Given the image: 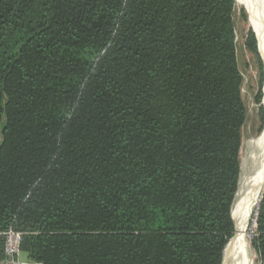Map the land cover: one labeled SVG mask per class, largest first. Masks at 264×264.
Returning <instances> with one entry per match:
<instances>
[{
	"label": "trees",
	"instance_id": "obj_1",
	"mask_svg": "<svg viewBox=\"0 0 264 264\" xmlns=\"http://www.w3.org/2000/svg\"><path fill=\"white\" fill-rule=\"evenodd\" d=\"M235 1L0 0V234L28 261L223 264L246 118Z\"/></svg>",
	"mask_w": 264,
	"mask_h": 264
},
{
	"label": "bare ground",
	"instance_id": "obj_2",
	"mask_svg": "<svg viewBox=\"0 0 264 264\" xmlns=\"http://www.w3.org/2000/svg\"><path fill=\"white\" fill-rule=\"evenodd\" d=\"M237 1L247 7L249 16L254 18H250V24L254 28L259 50L264 58V0ZM249 146V150L244 154L241 161L237 184L235 219L233 222L234 235L226 247L223 264H249L252 257L247 229L251 215L259 204L260 199L258 198L263 192L264 130L256 141L250 142Z\"/></svg>",
	"mask_w": 264,
	"mask_h": 264
},
{
	"label": "rangeland",
	"instance_id": "obj_3",
	"mask_svg": "<svg viewBox=\"0 0 264 264\" xmlns=\"http://www.w3.org/2000/svg\"><path fill=\"white\" fill-rule=\"evenodd\" d=\"M247 7L241 5L237 0L235 1L233 10V23H234V40L236 49V59L238 64V70L242 78L241 85V99L246 110V118L244 125L241 129V149L240 160L249 150L250 142L256 141L264 130V92L261 96L260 104L255 103V98L259 91V62L263 68L264 76V58L259 50V44L256 37L254 28L251 26L250 21L254 19L253 16H249ZM251 18V19H250ZM249 32H254L257 51L259 59L255 57L245 46L246 38ZM264 80V77H263ZM264 82V81H263ZM261 109V110H260ZM262 113V120L260 118ZM261 194L258 199H260ZM258 199L255 201V206ZM254 206V207H255ZM255 212V211H254ZM251 215L248 223L247 235L249 236V247L251 250V258L249 264H258L257 256L251 247L252 238L255 236V217ZM22 257H24L22 255Z\"/></svg>",
	"mask_w": 264,
	"mask_h": 264
},
{
	"label": "built area",
	"instance_id": "obj_4",
	"mask_svg": "<svg viewBox=\"0 0 264 264\" xmlns=\"http://www.w3.org/2000/svg\"><path fill=\"white\" fill-rule=\"evenodd\" d=\"M3 239V259L0 264H40L31 261L20 260V243L22 234L11 229L0 234Z\"/></svg>",
	"mask_w": 264,
	"mask_h": 264
},
{
	"label": "crops",
	"instance_id": "obj_5",
	"mask_svg": "<svg viewBox=\"0 0 264 264\" xmlns=\"http://www.w3.org/2000/svg\"><path fill=\"white\" fill-rule=\"evenodd\" d=\"M22 255H23L24 257H22ZM19 258H20V260H23V261L28 260L27 257H26V255H25V254H22V253H21V255H20Z\"/></svg>",
	"mask_w": 264,
	"mask_h": 264
},
{
	"label": "water",
	"instance_id": "obj_6",
	"mask_svg": "<svg viewBox=\"0 0 264 264\" xmlns=\"http://www.w3.org/2000/svg\"><path fill=\"white\" fill-rule=\"evenodd\" d=\"M254 33V32H253ZM255 34V33H254ZM237 184H238V182H237ZM263 189H264V184H263ZM237 191V190H236ZM260 199H261V197H260ZM259 202H260V200H259ZM223 258V257H222Z\"/></svg>",
	"mask_w": 264,
	"mask_h": 264
}]
</instances>
